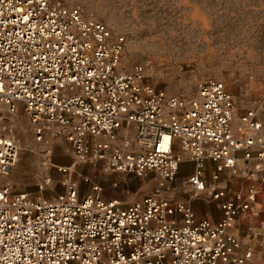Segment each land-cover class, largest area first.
Wrapping results in <instances>:
<instances>
[{
    "label": "built area",
    "instance_id": "obj_1",
    "mask_svg": "<svg viewBox=\"0 0 264 264\" xmlns=\"http://www.w3.org/2000/svg\"><path fill=\"white\" fill-rule=\"evenodd\" d=\"M123 45L122 36L113 38L76 7L0 0V105L10 113L22 106L36 139L48 129L70 144L77 162L137 176L153 172L159 190L176 177L178 139L196 163L187 182L218 203L220 219H197L189 205L160 194L123 205L80 197L71 180L54 200L7 184L0 187V264H247L250 252L237 254L241 244L229 230L264 191L262 121L245 111L238 137L223 82L200 81L190 99L169 96L146 81L140 65L118 70ZM131 128L135 150L128 139L119 142ZM18 153L16 141L0 138L1 175L10 174ZM205 159L215 163L211 184L203 179ZM224 169L248 186L219 187Z\"/></svg>",
    "mask_w": 264,
    "mask_h": 264
},
{
    "label": "rangeland",
    "instance_id": "obj_2",
    "mask_svg": "<svg viewBox=\"0 0 264 264\" xmlns=\"http://www.w3.org/2000/svg\"><path fill=\"white\" fill-rule=\"evenodd\" d=\"M53 1L78 8L84 19L106 25L113 38H124L119 71L140 65L155 89L184 99L196 95L200 81L218 79L233 99L235 135H242L239 118L247 110L256 112L264 134V0ZM0 110V138L18 143L11 173L26 187L21 192L35 187L60 152L74 157L70 144L61 137L43 134L37 140L35 125L22 106L10 113L1 104ZM127 133L132 135L133 130ZM100 172L109 175L103 167ZM45 180L40 181L43 189L47 188ZM138 181L133 179L125 187L128 203L153 194L166 197V188L139 187ZM259 197L264 200V191ZM251 212L264 215L263 210Z\"/></svg>",
    "mask_w": 264,
    "mask_h": 264
},
{
    "label": "crops",
    "instance_id": "obj_3",
    "mask_svg": "<svg viewBox=\"0 0 264 264\" xmlns=\"http://www.w3.org/2000/svg\"><path fill=\"white\" fill-rule=\"evenodd\" d=\"M131 129L133 130L132 135H129V133L121 135L120 133L119 142L122 143L124 139H128L131 141L129 147L135 150L138 148L134 143L135 130L134 128ZM44 135L53 136L48 129L44 130ZM173 151L179 157L180 164L175 179L164 186L166 188L164 192L166 198L189 205L193 209L197 219H208L211 222H217L221 217L218 203L210 199L207 191L197 192L187 182L188 178L196 171L195 161L181 147L178 139H175L173 142ZM55 158H57L56 161L50 163L44 175L35 183L36 188L32 187L29 189L30 192L28 193L32 197L43 196L48 200H54L58 194L64 192L65 184L71 180L77 182L80 197L92 194L104 200L118 199L123 205H129L131 203L125 200L128 193L125 187H130L131 180H139V187H158V184H156V179L158 178L153 172H146L142 176H137L134 174L106 171V174L109 175L103 176L100 172L102 168L101 163H78L74 157L70 158L67 153L62 152ZM214 170L215 163L210 159H205L203 179L207 184L214 182L212 179ZM86 176L89 177V182L83 181V177ZM149 177H153L154 179ZM46 178L49 179V183L45 186L47 188L43 189L40 181ZM146 178L149 179L146 180ZM7 184L13 187V192L27 191L26 187L18 182L13 172H10L8 176L0 174V187ZM216 184L219 187H225L229 191H236L247 187L249 182L241 176L232 175L229 169H224ZM93 186H98V189L94 190ZM260 197L254 203L252 211L254 209L264 211V200ZM229 232L240 241L241 246L237 254L242 255L245 252H250L251 256L247 259V264H264V215L253 216L251 211L243 213L236 218Z\"/></svg>",
    "mask_w": 264,
    "mask_h": 264
},
{
    "label": "bare ground",
    "instance_id": "obj_4",
    "mask_svg": "<svg viewBox=\"0 0 264 264\" xmlns=\"http://www.w3.org/2000/svg\"><path fill=\"white\" fill-rule=\"evenodd\" d=\"M3 110V109H2ZM2 110H0V116H2L3 117V111ZM27 129V128H26ZM27 132V131H26Z\"/></svg>",
    "mask_w": 264,
    "mask_h": 264
}]
</instances>
